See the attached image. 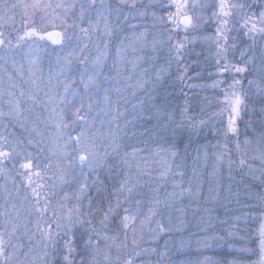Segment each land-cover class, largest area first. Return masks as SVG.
<instances>
[{
	"label": "rangeland",
	"instance_id": "obj_1",
	"mask_svg": "<svg viewBox=\"0 0 264 264\" xmlns=\"http://www.w3.org/2000/svg\"><path fill=\"white\" fill-rule=\"evenodd\" d=\"M166 2L0 0V140L4 150L11 153L0 166L3 168L0 172V232L6 241L3 264H46L43 259L52 245L39 230L38 225L43 221L35 212V201L24 170L16 163L24 162L28 153L38 166L34 170L43 174L40 182L46 185L50 203L45 219H54L62 225L61 235L54 242L62 243L64 254V233L70 227L64 218L67 209L82 207L87 210L89 186L96 178L98 181L102 178L107 184L115 182L118 187L113 191L105 189L109 201L100 208L101 212L110 202L115 203L118 196L123 199L118 191L123 183L134 186L141 201L140 208L136 209L141 216L135 234L129 229L128 246L122 250L112 249V264H116V255L121 257V264L129 255L135 264H227L234 260L239 264H257L259 257L250 240L251 251L243 253L238 251L244 247L239 241L237 248L234 241L227 238L211 241L210 247L205 248L199 246L196 239V234L210 235L213 231L225 234V226L219 221L228 219L231 223V213L226 216L224 209L229 203L233 209L239 207L235 203L237 197L241 204L256 206L253 215L258 216L259 209L264 208V163L252 159L255 155L264 156V142L259 149L257 146L264 131L259 107L264 100L254 96L249 100L250 108L256 107L255 118L251 120L254 128L245 129L249 115L239 123L240 141L243 142L245 136L252 140L247 146L242 143L239 154L251 170L233 164L229 181L225 163L222 173L216 177L217 183L213 180L214 157L225 144L220 121L223 119L226 123V115H217L219 89H213L212 84L214 78L220 77L213 59L214 49L202 36L198 34L195 42L189 44L192 54L185 63L198 61L194 69L199 71L192 75L193 67L188 69L190 79L186 82L191 86L186 88L192 91H188L190 98L197 96L198 104H205L203 112L213 113L211 132L215 135L209 140H194L191 161H182L189 164L186 168L179 165L182 162L174 150L157 145L121 151L125 131L138 123L137 117H141V122L148 112H160L161 109L153 105L157 97L152 96L158 93L162 80H169V86L176 81L170 74L178 70V66L173 60L169 68V34L162 19ZM244 3L255 7V0H244ZM54 31L62 34L59 46H52L36 35ZM200 32L203 36H211L213 26L206 24ZM171 39L176 37L173 35ZM259 43L248 53L257 59L255 64L248 65L245 88L248 79L259 75L254 70L264 59ZM238 44L241 48L247 47L239 40ZM234 59L239 60L238 52ZM162 69H165L163 74L158 76ZM226 76L231 79L230 74ZM248 91L252 96L251 89ZM77 109L84 120L76 119ZM215 124L220 126V133L218 129L213 130ZM57 125H61L59 130ZM205 127L206 123L202 128ZM78 133L77 143L70 137ZM228 143L231 147L232 142ZM82 152L88 154L87 166H82L78 159ZM232 155L238 160L235 149ZM164 172L166 175L162 176ZM85 183L87 187L81 192ZM210 183L218 191L220 185H224L225 191L218 201L208 200ZM229 183L231 194L226 191ZM226 196L230 199H225ZM150 208L156 215L140 224L139 220L148 215ZM52 212L56 213L55 217H51ZM101 212L93 218V223L99 221ZM159 223L166 226L164 232L158 231ZM212 224H215L214 229ZM258 227V223L249 220L246 225L242 220L240 235L250 238ZM204 228L209 231L202 232ZM74 234L73 260L66 264H80L76 259V247L81 239L83 243L79 244L81 251L86 253V257L83 256L85 264H90L91 249L85 244V228L77 226ZM109 234L113 239L118 237L117 244L125 241L115 223ZM133 239L136 240L134 246Z\"/></svg>",
	"mask_w": 264,
	"mask_h": 264
},
{
	"label": "snow or ice",
	"instance_id": "obj_2",
	"mask_svg": "<svg viewBox=\"0 0 264 264\" xmlns=\"http://www.w3.org/2000/svg\"><path fill=\"white\" fill-rule=\"evenodd\" d=\"M164 8L165 13L162 19L164 20V29L169 34V68L171 61L174 60L178 66V71L181 73L178 77L179 79L183 80L187 77L188 69L198 63V61H192L191 64L185 63L186 58L192 54L189 49V44L195 42L198 34L202 36L203 41L207 45L212 46L214 49L213 59L220 78L213 79L212 87L213 89H219V112L217 115L221 117L226 115V123L223 119L220 121L223 128L225 144L214 157L216 165L213 166V180L216 181L217 175L222 173L226 163L229 173L228 180L231 181L233 164H238L240 168L247 166L251 170V166L239 154L242 143L247 146L252 143V140L245 136L243 142L240 141L239 123L245 115H249V122L244 125L245 129L254 128L251 120L255 118L256 107L253 106L250 108L249 100L253 96L259 100H264V59L260 61L254 70L259 75L254 74L253 78L248 79L247 88H245V75L249 72L248 65L249 63L255 64L257 59L254 54L248 55V53L257 46L258 41L260 42L261 55L264 57V0H255L254 8L251 5L246 6L244 0H167ZM197 10H199L198 14L193 15ZM206 24L213 26V35L203 36L200 32ZM36 35L41 39L51 40L53 43H62V40L58 41L56 39L62 36L58 32L36 33ZM173 35L176 37L175 40L171 39ZM238 40L241 43H245L247 47L241 48ZM237 52L239 54V60L234 59ZM230 57L233 59H229ZM181 64L184 65L183 68H179ZM164 70L162 69L157 75H162ZM226 74L231 75L230 80H228ZM249 89H251L252 96L249 95ZM259 107L260 119L264 122V104H261ZM76 119L84 120V117L79 115V109H77ZM63 126L66 127L67 125L64 124ZM60 127L61 125H57L58 130ZM79 138V133L75 137H70L71 140L74 139L77 143ZM229 141L232 142L231 147L229 146ZM261 142H264V131L261 132L257 140L258 149ZM233 149H235V153L239 157L238 160L233 159ZM10 155L11 153L9 151L4 150L3 141L0 140V166L4 164V161ZM78 159L82 166H87L89 160L87 153L82 152V154H79ZM252 159H258L264 163V156L262 155H255ZM16 163H19V167L24 170L23 175L35 201V212L38 218L43 221V223L38 225L39 230L45 240L52 243V246L55 247L54 240L57 236L61 235L60 229L62 225L54 219H45V217H48L50 201L46 191V185L40 182L43 179V174L39 170H34L38 166L34 165L31 153L25 156L24 162L16 161ZM2 171L3 168L0 167V172ZM163 175H166V172L162 173ZM64 182H67L66 179ZM86 187V183L83 184L81 186V192ZM118 191L123 199L121 200L118 196L115 203L110 202L107 208L101 212L100 219L97 223H93L94 213L91 206L87 210L82 207L67 209L64 218L70 227L64 233L66 237L64 241V258L66 261L72 259L71 253L75 251L72 245L75 244L76 237L74 233L77 226L85 228L87 232L85 244L91 249L90 264H112V249L122 250L128 246L126 243L127 233L131 229L133 234H135L136 223L141 216L136 209L140 208L141 201L137 198L139 193L135 191L134 186L130 183L121 184ZM224 191L223 184L220 185L218 191L217 187L210 183L208 186V200L218 201ZM226 191L231 194V183L228 184ZM189 192L191 194V186L189 187ZM197 195H200L199 191ZM65 198L67 199V196ZM77 199L79 200L80 197H77ZM225 199H230V197L226 196ZM157 203L159 202L157 201ZM235 203L239 207L233 209L231 203H229L224 209L226 216L228 213H231V223H229L228 219L219 221L220 224L225 226V234L222 235L215 231L211 232L210 235L196 234L197 243L199 246L203 245L205 248H208L210 247L211 241L227 238L234 242H242L244 247H241L238 251L246 253L251 251L252 245L249 243L250 240L254 242L259 257L257 264H264V208L259 209V215L256 216L253 215V208L256 206L241 204L238 197ZM61 208H64V205H61ZM204 211L207 212L208 209H204ZM155 215V210L150 208L148 215L144 216L143 220H139V223L143 224L144 221H150ZM55 216L56 213L52 212L51 217ZM242 220L246 225L249 220L259 224V227L252 232L250 238L240 235V222ZM114 223L125 237V241H122L120 244H117L118 237L113 239L112 235L109 234V230ZM53 224L55 228L52 227ZM98 228L103 229V231H97L96 229ZM211 228L214 229L215 224H212ZM157 229L160 232H164L166 226L159 223ZM201 231L207 233L209 229L204 228ZM69 232L72 233L70 236L67 234ZM110 240L112 241L111 243H109ZM131 243L134 246L136 240L133 239ZM5 244L6 241L4 240L2 232H0V264H3L5 258ZM197 251H200L199 247ZM115 260L116 264H121V257L119 255H116ZM122 264H135V260L129 255L123 259ZM227 264H239V262L234 260L227 262Z\"/></svg>",
	"mask_w": 264,
	"mask_h": 264
},
{
	"label": "trees",
	"instance_id": "obj_3",
	"mask_svg": "<svg viewBox=\"0 0 264 264\" xmlns=\"http://www.w3.org/2000/svg\"><path fill=\"white\" fill-rule=\"evenodd\" d=\"M196 71L198 72L199 70H196L193 67L190 73L195 75ZM190 73L187 77L181 80L178 78L180 72L178 70H173L170 74L171 77L175 76L176 79L173 86H169V80H162L163 85L159 88L158 93L152 96L157 97L153 105L156 106V108L158 107L161 109L160 112L157 114H154L153 112L151 114L148 112L144 121L141 122V117H137L139 124L137 123L135 126H131L125 131L121 143V151H128L132 148L143 149L157 145L160 148L174 150L178 155L179 162H182L183 160L191 161L195 149L194 140L197 138L200 141L212 139V136L215 135L211 132V126L214 122L213 113H207V111L205 113L201 110L205 104L199 105L197 96H192L190 98L192 91L187 90L186 88L190 85V83L186 82L187 78L188 81L190 79ZM188 91H191V93L189 92V94ZM205 123L206 127L203 129L202 127H204ZM199 125H201V127H199ZM215 129H218L217 133L222 131L217 124L213 127V130ZM203 131L205 132L203 133ZM204 134H206V136H202ZM179 165H184L183 168H186L189 164L182 162ZM89 187L90 195L86 201V205L88 207L91 206L95 218V216L101 212L100 208L106 205L109 201L108 197L105 195V189L113 191L116 190L118 186L115 182L107 184L104 182V179L100 178L98 181L96 178V180L91 182ZM102 194H104V196ZM54 243L57 245L55 247L51 245L48 255L45 256L43 260L46 261V264H66L64 258L65 254L61 248L62 243ZM79 243H83V240L81 239V242L79 241L77 243L79 246L76 247V253L78 254L76 259L80 264H82V261L83 264H85L84 257H86V253L85 251H81ZM234 243L236 248L238 246L240 247V245L237 244V241ZM71 260H73V258Z\"/></svg>",
	"mask_w": 264,
	"mask_h": 264
},
{
	"label": "water",
	"instance_id": "obj_4",
	"mask_svg": "<svg viewBox=\"0 0 264 264\" xmlns=\"http://www.w3.org/2000/svg\"><path fill=\"white\" fill-rule=\"evenodd\" d=\"M54 32H57V31H54ZM59 33V32H58ZM58 41L61 40L60 37H57L56 38ZM46 42L50 43L52 46H59L61 44V42H57V43H53L51 40H47V39H44ZM0 46H1V43H0Z\"/></svg>",
	"mask_w": 264,
	"mask_h": 264
}]
</instances>
